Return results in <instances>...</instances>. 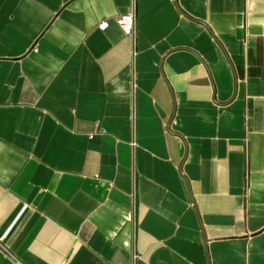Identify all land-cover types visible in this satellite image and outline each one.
Here are the masks:
<instances>
[{
    "label": "crops",
    "instance_id": "0c3cea01",
    "mask_svg": "<svg viewBox=\"0 0 264 264\" xmlns=\"http://www.w3.org/2000/svg\"><path fill=\"white\" fill-rule=\"evenodd\" d=\"M0 264H264V0H0Z\"/></svg>",
    "mask_w": 264,
    "mask_h": 264
},
{
    "label": "built area",
    "instance_id": "2783aa9c",
    "mask_svg": "<svg viewBox=\"0 0 264 264\" xmlns=\"http://www.w3.org/2000/svg\"><path fill=\"white\" fill-rule=\"evenodd\" d=\"M116 24L120 28L124 36H132L134 31V14L133 12L120 16L116 19ZM106 28V23H101L98 25L97 30L103 31Z\"/></svg>",
    "mask_w": 264,
    "mask_h": 264
}]
</instances>
